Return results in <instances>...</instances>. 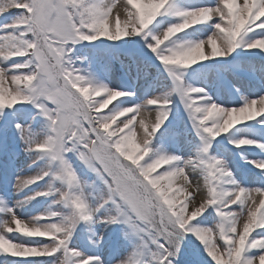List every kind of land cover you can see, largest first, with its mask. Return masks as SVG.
<instances>
[{
  "label": "snow or ice",
  "instance_id": "6c2138e0",
  "mask_svg": "<svg viewBox=\"0 0 264 264\" xmlns=\"http://www.w3.org/2000/svg\"><path fill=\"white\" fill-rule=\"evenodd\" d=\"M116 8L0 0V264H264V0Z\"/></svg>",
  "mask_w": 264,
  "mask_h": 264
},
{
  "label": "rangeland",
  "instance_id": "374dc122",
  "mask_svg": "<svg viewBox=\"0 0 264 264\" xmlns=\"http://www.w3.org/2000/svg\"><path fill=\"white\" fill-rule=\"evenodd\" d=\"M241 3H242V0H241ZM122 5H123V0H117V8L114 9V12L117 11V10H121L122 12ZM123 18V16H122ZM205 48L206 50L208 48H210V44H206L205 45ZM117 80L119 79V76H116L115 77ZM106 110V109H104ZM130 115V114H128ZM125 117H119L116 121L115 124L112 125V128L114 129L116 127V124H119L121 120H123ZM155 118V111L152 110L151 108L149 109H146V110H142L141 111V114L139 116H137L136 118V121H134V123L137 125L136 127V132H137V140H141L143 138V131H142V128L139 126V121L140 119H144L146 122H151L153 119ZM159 171V169H158ZM195 179V178H193ZM202 183V181H201ZM260 197L257 196V201H259ZM234 210L235 211H239L238 209L235 208V206H233Z\"/></svg>",
  "mask_w": 264,
  "mask_h": 264
},
{
  "label": "trees",
  "instance_id": "16d2710c",
  "mask_svg": "<svg viewBox=\"0 0 264 264\" xmlns=\"http://www.w3.org/2000/svg\"><path fill=\"white\" fill-rule=\"evenodd\" d=\"M114 103H116V102L114 101L113 104H114ZM109 107H112V104H110ZM102 111L107 112V109H106V110H102ZM125 131H127V130H125Z\"/></svg>",
  "mask_w": 264,
  "mask_h": 264
}]
</instances>
